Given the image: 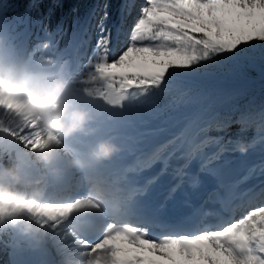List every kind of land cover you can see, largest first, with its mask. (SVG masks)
I'll use <instances>...</instances> for the list:
<instances>
[{
    "label": "snow or ice",
    "instance_id": "6c2138e0",
    "mask_svg": "<svg viewBox=\"0 0 264 264\" xmlns=\"http://www.w3.org/2000/svg\"><path fill=\"white\" fill-rule=\"evenodd\" d=\"M134 8V0H125L121 20L125 11L131 15ZM107 18L105 11L96 25L94 44L89 36L69 51V39L61 47L45 30V38L37 37L31 51L19 48L38 62L68 70L75 98L95 113L88 132L75 137L70 149L82 152L107 130L123 141L119 159L81 173L83 179L75 190L55 188L54 196L62 193L55 201L38 203L21 196L0 201V219L27 211L38 223L50 225L57 253L66 246L88 249L94 256L89 264H264V206H256L258 197L264 201V187L258 192L255 188L240 191L239 185L249 176L228 179L219 163L226 149L205 151L222 140L202 136L214 119L204 115L207 97L192 96L180 88L186 80L214 75L225 67L229 72H243L254 66L257 52L264 59V0H146L130 30L122 24L115 31L105 27ZM22 22L20 16L7 22L0 10V29L13 35ZM85 45L90 53L82 50ZM165 98L168 102L161 105ZM197 104L199 109L188 110ZM19 112L13 98H0V150L29 159L37 149L59 143L35 121L18 123ZM107 121L114 123L108 126ZM153 121L158 123L150 127ZM227 126L217 125L216 130ZM177 127L179 131L171 133ZM259 130L264 131V112ZM169 133V139L152 144ZM259 140L264 137L248 147H255ZM129 157L133 159L123 163ZM194 159L200 161L197 174L187 172ZM180 160L184 163H177ZM157 164L159 170L146 176ZM255 170L253 166L249 174ZM200 173L216 180L214 202L223 206L220 209L205 211L203 204L193 203L192 195L203 187ZM177 178L179 182L173 183ZM93 179L122 184L125 203L118 217L101 211L75 220L82 235L73 237L68 223L75 209L96 207L89 195ZM165 183L169 184L165 200L153 208L149 195ZM178 191L190 211L172 221L162 213ZM236 201L238 208L250 210L233 220L228 205ZM209 216L214 222H206ZM96 232L102 235L93 241L89 237Z\"/></svg>",
    "mask_w": 264,
    "mask_h": 264
},
{
    "label": "clouds",
    "instance_id": "9594fccd",
    "mask_svg": "<svg viewBox=\"0 0 264 264\" xmlns=\"http://www.w3.org/2000/svg\"><path fill=\"white\" fill-rule=\"evenodd\" d=\"M68 70L41 63L21 51L13 35L0 29V98H13L20 109L18 123L35 121L45 132L52 133L53 142L32 152L29 159L15 154L0 158V201L21 196L38 203L49 202L54 184H59L69 172H87L111 160L121 146L103 138L82 152L70 149L68 141L77 133H87L95 119L93 110L80 103L74 95ZM246 152L244 144L239 146ZM58 158L61 163H55ZM91 205L75 209L68 227L73 237L81 236L75 220L98 212L118 217L125 203L122 184L93 179L89 184ZM51 227L38 223L27 211L0 219V241L18 248L37 249L50 238ZM94 259L88 249L66 246L58 251L55 264H89Z\"/></svg>",
    "mask_w": 264,
    "mask_h": 264
},
{
    "label": "trees",
    "instance_id": "16d2710c",
    "mask_svg": "<svg viewBox=\"0 0 264 264\" xmlns=\"http://www.w3.org/2000/svg\"><path fill=\"white\" fill-rule=\"evenodd\" d=\"M4 6L7 21L15 17L29 14L31 24L44 23L47 32H55L56 26H66L68 31H75L80 22L87 18L90 10L97 11L100 2H104L109 9L121 0H0ZM42 25L34 28L33 33L43 34ZM54 34V33H52ZM189 95L202 94L207 97L203 107L208 111L205 118L214 117L209 131L203 135L222 137L236 133L234 143L238 144L247 139H256L255 134L264 131L260 127V113L264 112V59L257 56L253 67H247L243 72H229L216 70L214 75L186 80L180 85ZM167 98L160 101L167 103ZM201 105H192L188 110H197ZM135 116V115H134ZM135 121V120H134ZM239 121V122H238ZM155 123L153 121L151 125ZM150 125V126H151ZM217 125H228L222 131H217ZM259 131V132H257ZM6 154L0 153V158L6 159ZM13 250L6 240L0 241V260L2 264H9L8 255Z\"/></svg>",
    "mask_w": 264,
    "mask_h": 264
},
{
    "label": "rangeland",
    "instance_id": "374dc122",
    "mask_svg": "<svg viewBox=\"0 0 264 264\" xmlns=\"http://www.w3.org/2000/svg\"><path fill=\"white\" fill-rule=\"evenodd\" d=\"M124 3H125V0H121V2L119 4H113L108 9V8H105L103 1L100 2L99 8L97 7V11L95 10V8L93 10H90L88 12L87 18L80 22L79 26L77 27V33H74L75 31H72V30L68 31L66 26H56L55 32L51 31L48 33L51 34V39H52L53 43L59 42L61 47H63L65 39H69V41H70L69 51H71L72 48L75 47L81 40H87L89 38V36L91 37L92 43L94 44L95 39H96V35L98 33V28L96 27V25L98 24V22L103 17V14L105 11L108 12V18L104 21L105 27L113 28V31H115V27L121 26V24H122L124 30H130L132 23L134 22L136 17L139 15L141 6H143L146 3V0H134L135 8L132 9L131 15H127V12L125 11V14H124L125 18L122 21L121 20V6ZM0 10L4 11V6L1 3V1H0ZM21 19L23 22L17 24V26L15 27V31L13 33V36L15 37V41H16L18 46L24 47L28 51H31L33 45H35L37 43V37H40L42 39L45 38V30H47L48 27H47V25H44V23H39L40 25H42L41 28L43 29L44 33L43 34H38V33L34 34L33 31H31V30L34 29L35 27L39 26V24H37V25H35L34 23L31 24L27 13L24 14L21 17ZM7 22L11 23L13 21H7ZM52 33H54V34H52ZM125 43H126V41H125ZM85 46H86V51L88 53H90L91 48L88 47L87 45H85ZM120 47H123V45H120ZM256 55L258 57H260L259 52H257ZM223 70H228V67H225ZM94 116H95V113H94ZM135 116L133 115V117H132L133 120H134ZM94 120L90 124H92L94 122ZM113 123H114L113 121H107L106 122V124L108 126H111ZM157 123H158V121H155V123H153L152 125L150 124L151 126L150 125L149 126L155 127ZM256 129L259 130V127H256ZM177 131H179V127L171 129V133H174ZM257 132H259V131H257ZM171 133L161 135L159 138L153 140L152 144L159 143V142H162L163 140L169 139L171 136ZM81 134L82 133H80V135ZM207 136H209V135H207ZM255 136H256V138L263 137V134L261 133V135H260V133L259 134L256 133ZM74 137H75V135L72 138H74ZM97 138H99V139H103V138L111 139V140L115 141L116 143H118L121 147L123 144L122 140L115 139L112 136V134L110 132H108L107 130H104V131H101L100 133H98L93 138L92 144L95 143L94 140H96ZM235 138H236V133L230 134V135H228V138L226 140L220 141L219 145H216V144L211 145L208 148H206L205 151L207 153L216 152L220 146H223L226 149V151L221 156L219 163L223 166V171L226 174V176L228 177V179L232 180V181H238L242 177H244L245 175L249 176V178L246 182L239 185V189H240L243 186H245L246 184L250 183L252 180L255 181L254 178H259V177L263 178L264 177V170L261 169V166L264 165V140H259L256 143L255 147L250 148V147H248V145L251 141H253L255 139V137L252 140L247 139L246 141H241L238 144L234 143ZM241 144H244L247 147L246 152L242 153L238 150L239 146ZM0 153L6 154L5 155L6 159H9V158H11L12 155H14V154H7V153L3 152L2 150H0ZM118 153L120 154V152H118ZM118 153L116 155H118ZM116 155L114 156L115 158H116ZM55 163H57V162H55ZM177 163L183 164L184 161L180 160ZM199 165H200L199 159H194L190 163L187 171L189 169L194 168V166H196V172L199 173ZM253 166H256V170L254 172H252L251 174H249V170L251 168H253ZM158 170L159 169H156V171H158ZM241 172H243V173L241 175H239V173H241ZM73 173L74 174L76 173V177H74L75 178L74 183L68 184V180H67L64 182L65 185H56V188H62L64 186L69 191L75 190L76 186L82 181L83 177H82V174L80 172H73ZM200 174L203 175V179H204L203 187L201 189H203L209 185V188H207V191L203 197L209 199V198L216 196L215 192H214V190L217 187L216 180L211 176L205 175L203 173H200ZM262 178H260V179H262ZM209 181H211V182H209ZM260 182L261 181H258L255 184H259ZM251 184H253V183H251ZM54 189L55 188H53V190ZM200 192L201 191L199 190V192L197 194H199ZM209 193H212V195L209 196ZM51 196H54V195L52 194L49 197H51ZM55 196H57V198L54 197L52 199L57 200V199H60L62 197V194L58 193ZM49 199H51V198H49ZM182 199H183V197L181 195V192H178V197L176 198L175 201H178V200L180 201ZM256 206H264V201L261 202L260 198H259L257 200ZM172 209L175 210V212L173 211L174 214H178V213L182 212L181 210L184 209V206L182 204V205L177 206V207H172ZM209 210H210L209 208H208V210H207V208L205 209V211H209ZM248 210H250V209H248V208L244 209V211H242L240 214H238L237 217L232 218V219L233 220L240 219L242 216L246 215ZM91 235H92L91 237H93L91 239H93V241H94V240H97L100 238V236L102 235V232H96V233L91 234ZM4 239L7 242V237H5ZM41 247H42V249L45 248L44 250H46L48 248V249L54 251L53 254L55 256H57L56 247H55L54 241L51 238H49L45 242V244L42 245ZM11 248L13 249L12 251H16L17 249H22L24 251V254L30 257L29 264H34L36 261L38 250L40 247L37 249H31V248H27V247L18 248L14 245H11ZM1 261L2 260H0V264H2ZM54 261H56V257H53L52 263Z\"/></svg>",
    "mask_w": 264,
    "mask_h": 264
},
{
    "label": "bare ground",
    "instance_id": "6f19581e",
    "mask_svg": "<svg viewBox=\"0 0 264 264\" xmlns=\"http://www.w3.org/2000/svg\"><path fill=\"white\" fill-rule=\"evenodd\" d=\"M78 135H80V133H77L75 134V137H77ZM74 137V138H75ZM74 138H71L68 143L70 144ZM99 140V138H97L96 140H94L95 142ZM119 156L120 154L118 153V155H116V160L119 159ZM115 158V157H114ZM133 159V157H129L128 160H125L123 161L124 162H130L131 160ZM54 162H57V163H61L62 161H60L58 158H54ZM161 167V165L157 164L155 165L149 172H146L145 175L148 176V175H152L153 173H155L156 169H159ZM244 171V170H243ZM187 172L191 173V174H197L198 172H196V166H194V168L192 169H189ZM243 172L239 173V175H241ZM76 177V173L74 174L73 172H69L64 180L62 182H60L59 184H54L53 188H56V185H65V181L68 180V184L70 183H74V180ZM240 177V176H239ZM262 177H259V178H254L255 181H251L250 183L246 184L245 186H243L242 188H240L239 190L240 191H244V190H247V189H252V188H255V190L258 192L259 189L261 187H264V177L262 179H260ZM186 179V178H185ZM200 179L204 182V179H203V175L200 174ZM210 180V179H209ZM207 181V180H206ZM258 181H261L259 184H255L257 183ZM176 182H179V178H177V180L173 181V183H176ZM211 182V181H209ZM253 183V184H251ZM213 184V183H212ZM208 185V184H207ZM62 188H65L64 186ZM168 188H169V184L168 183H165L163 184L162 186H158L152 193H150L149 195V200L151 201L152 204H155L157 205V207L162 204L165 200V197L168 193ZM207 188H209V185L206 186L205 188L203 189H200V193L199 194H194L192 195V199H193V203L197 206L203 204V208L204 210L207 208L211 209V211H215V210H218L220 209L221 207H223L219 202H214L216 201V196L212 197V198H205L203 197L207 191ZM180 192V191H178ZM178 192L175 194V199L174 200H169L167 202V205L166 207L163 209V215H167L169 214L171 217H178L180 216L182 213H185V212H189L190 209L187 208V207H184L183 210H181L182 212H180L179 214H174L173 213V209L172 207H177V206H180L182 205V200H178V201H175L176 198L178 197ZM62 194V193H61ZM222 194V193H221ZM180 195V194H179ZM182 195V194H181ZM57 198V196H51L49 198V202L51 201H55V199H52V198ZM180 197V196H179ZM259 199V197L257 198V200ZM261 202H263L261 199H260ZM175 202V203H174ZM239 204V201H236V202H233L232 204L228 205V208H229V211L233 213V216L232 218H235L237 217L238 214H240L242 211H244V209H246L245 207H237V205ZM186 208V209H185ZM213 209V210H212ZM225 215L227 216L228 213H225ZM209 218V217H207ZM206 218V219H207ZM210 218L214 221V217H211ZM92 235H90V239L93 238L91 237ZM93 240V239H92ZM45 249V248H44ZM42 249V247L39 248L38 250V254H37V257H36V261L34 264H53L52 263V260H53V257H56L52 250L50 249H46L44 250Z\"/></svg>",
    "mask_w": 264,
    "mask_h": 264
},
{
    "label": "water",
    "instance_id": "95a60500",
    "mask_svg": "<svg viewBox=\"0 0 264 264\" xmlns=\"http://www.w3.org/2000/svg\"><path fill=\"white\" fill-rule=\"evenodd\" d=\"M10 264H29L30 258L24 254L23 250H17L9 254Z\"/></svg>",
    "mask_w": 264,
    "mask_h": 264
}]
</instances>
